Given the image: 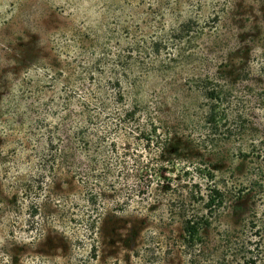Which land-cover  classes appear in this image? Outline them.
Returning <instances> with one entry per match:
<instances>
[{
  "label": "trees",
  "instance_id": "16d2710c",
  "mask_svg": "<svg viewBox=\"0 0 264 264\" xmlns=\"http://www.w3.org/2000/svg\"><path fill=\"white\" fill-rule=\"evenodd\" d=\"M255 21L256 33L264 34V17ZM192 76L203 100L182 128L161 120L158 98L128 97L113 86L118 80L68 88L45 102L26 156L13 161L7 191L13 194L0 197L11 200L3 226L11 235L21 230L29 240L11 238V247L0 249V264H100V248L111 238L106 217H149L155 200L172 208L179 233L169 250L179 251L186 264H264L250 238L226 227L211 233L218 217L246 195L238 193L244 190L240 183L218 174L217 150L232 144L239 156L264 167V46L237 64H208ZM175 163L181 167L171 174L164 169ZM70 181L73 191L65 189ZM20 200L44 201L28 202L24 210ZM147 234L127 264L160 262V243L154 232Z\"/></svg>",
  "mask_w": 264,
  "mask_h": 264
},
{
  "label": "rangeland",
  "instance_id": "374dc122",
  "mask_svg": "<svg viewBox=\"0 0 264 264\" xmlns=\"http://www.w3.org/2000/svg\"><path fill=\"white\" fill-rule=\"evenodd\" d=\"M256 16L264 17V0H0V197L11 198L13 161L26 156L28 140L42 125V106L56 93L118 80L113 86L128 97L158 98L161 120L182 128L203 100L192 75L208 64H237L262 50ZM217 151L218 174L240 183L244 190L238 193L246 195L218 217L211 233L234 229L250 238L264 260V167L239 156L232 144ZM176 167L181 163L164 169L171 174ZM65 187L73 191L76 185L70 181ZM10 201L0 200V249L11 247V238L29 240L21 230L11 235L3 226ZM31 201L44 200H20L24 210ZM137 201L145 200H131ZM155 201L149 217H106L111 238L100 248V264L133 262L134 248L149 231L160 243L159 264H186L179 251L169 250L179 233L172 208L166 200Z\"/></svg>",
  "mask_w": 264,
  "mask_h": 264
}]
</instances>
